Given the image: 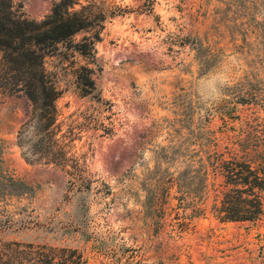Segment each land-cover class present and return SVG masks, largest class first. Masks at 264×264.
<instances>
[{
	"label": "rangeland",
	"instance_id": "obj_1",
	"mask_svg": "<svg viewBox=\"0 0 264 264\" xmlns=\"http://www.w3.org/2000/svg\"><path fill=\"white\" fill-rule=\"evenodd\" d=\"M55 1L12 3L38 21ZM77 1L103 15L92 57L71 47L88 29L43 60L59 91L64 168L22 159L16 131L29 103L0 96V166L33 187L0 199V258L30 243L67 264H264V212L215 219L211 175L196 200L198 168L236 153L239 135L260 133L264 154V0Z\"/></svg>",
	"mask_w": 264,
	"mask_h": 264
},
{
	"label": "trees",
	"instance_id": "obj_2",
	"mask_svg": "<svg viewBox=\"0 0 264 264\" xmlns=\"http://www.w3.org/2000/svg\"><path fill=\"white\" fill-rule=\"evenodd\" d=\"M75 4L77 0H56L49 13L36 21L21 17L12 0H0V96L21 94L29 103V113L16 131V146L27 163L43 159L44 164L60 168L66 165L67 145L62 135L57 136L55 100L59 91L45 71L43 60L56 44L88 29H92V35L71 47L81 56L92 57L93 43L98 40V30L94 28L100 27L103 20L101 13L87 7L73 9ZM79 71L78 82L88 88L84 90L88 93L94 87L91 71L83 66ZM260 139V133L246 131L238 136L236 153L224 157L222 152H214L208 167L198 168L197 184L201 191L196 200H201L205 193L208 175L217 179L211 183L208 211L220 222L254 221L264 212V154ZM32 190L31 184L4 174L0 166V199ZM197 201L191 207L193 216L203 211ZM24 246L26 250L17 257L11 256L10 247L6 249L0 264H67L62 257L56 258L53 247H35L30 243Z\"/></svg>",
	"mask_w": 264,
	"mask_h": 264
},
{
	"label": "clouds",
	"instance_id": "obj_3",
	"mask_svg": "<svg viewBox=\"0 0 264 264\" xmlns=\"http://www.w3.org/2000/svg\"><path fill=\"white\" fill-rule=\"evenodd\" d=\"M218 75H219V78L221 80V83H227V78L226 77H224L222 74H218Z\"/></svg>",
	"mask_w": 264,
	"mask_h": 264
}]
</instances>
